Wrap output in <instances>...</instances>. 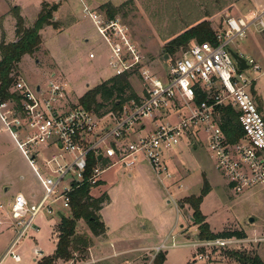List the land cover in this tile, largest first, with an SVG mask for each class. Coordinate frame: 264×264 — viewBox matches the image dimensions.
<instances>
[{
  "label": "rangeland",
  "instance_id": "rangeland-1",
  "mask_svg": "<svg viewBox=\"0 0 264 264\" xmlns=\"http://www.w3.org/2000/svg\"><path fill=\"white\" fill-rule=\"evenodd\" d=\"M53 1L0 0V11L10 9L8 12H0V43H10L17 39V20L13 14L12 2L24 8L26 16H22V11L18 9L27 28L36 22L43 3H60L57 11L59 20H55L58 28L45 27L40 32L42 44L39 51L24 57L15 75L32 89L40 85L43 90H47L53 80L65 83L68 93L66 102L70 106L78 105L79 98L90 89L115 77V72L111 71L109 66L113 57L111 48L89 14L85 12L84 6L98 17L100 26L105 28V35L113 44L123 46L121 39L113 35L112 28L106 24L115 22L117 27L123 29L130 44L143 57L142 65L163 79L171 63L197 42L192 40L187 46H182L171 54L167 47L173 40L203 21H209L213 31L222 29L231 17H244L250 22L255 4H264V0ZM73 22L75 24L72 25ZM231 50L253 57L262 67L261 71L250 70L248 74L251 78H256L251 92L264 115V32H259L255 26H251L243 37L235 39ZM89 54H94L95 58L90 59ZM127 57L129 60V55ZM129 73L132 92L142 98L146 84L141 72L134 69ZM130 94L131 91L126 92L125 97ZM109 106L107 104V111L110 110ZM218 118L221 120L220 115ZM195 144L196 150L193 148ZM39 152L41 161L50 160L52 155L56 154L64 156L62 162H71L70 156L55 147H39ZM41 161L39 165L46 167L43 174L57 179V175ZM166 163L175 179L174 183L167 180L164 186L148 185L144 176L137 173L130 179L124 175L127 173L119 168L110 169L104 174L107 187H96L95 194L110 188L111 204L102 213L110 233L116 235L122 232V238L129 247L136 249L140 244H146L150 238L156 239L151 241L152 244L157 240L162 243L166 233L170 234L174 230L171 236H176L175 242L186 245L163 252L166 255L165 264H242L231 258L230 254L235 252L251 257L259 256L264 261V184L237 194L229 181L216 169L205 142L200 139L193 138L190 145L181 144L167 156ZM52 167L56 168V163H52ZM147 175L151 177L148 171ZM204 177L208 180L211 190L204 198L200 210L213 232L245 233L246 238L238 245L199 246L208 241L199 240L198 227L192 220L193 210L188 205L181 207V202L186 197L201 194ZM7 187L9 191L5 194ZM19 190H25L26 194L30 195L31 203L37 204L43 196V189L34 171L0 120V204L6 205ZM61 204L59 202L54 207L60 206L65 216L69 217L71 212ZM2 213L0 210V221L4 222ZM250 219L254 221L251 223ZM36 223L40 231L23 239L16 248L21 261L17 263L10 256L1 264H39L41 255L37 253L38 250L43 251L45 256L54 254L61 232L59 216L48 215L45 208ZM77 234L91 235L85 221L78 223ZM14 236V229L9 223L0 225V258ZM91 237L93 247L87 254H78L74 260L58 261L54 264H117L120 260L144 261L147 255L143 252L129 253L120 260L105 261L106 257L114 253L115 247L112 248L108 238L104 239V236ZM198 253L208 256V259L199 261Z\"/></svg>",
  "mask_w": 264,
  "mask_h": 264
},
{
  "label": "built area",
  "instance_id": "built-area-1",
  "mask_svg": "<svg viewBox=\"0 0 264 264\" xmlns=\"http://www.w3.org/2000/svg\"><path fill=\"white\" fill-rule=\"evenodd\" d=\"M84 10L111 48V71L119 76L139 69L146 91L139 102L127 103L121 112L97 114L79 104H67L64 83L53 80L47 90L39 85L38 91V86L32 89L17 77L11 92L19 96L20 103L14 100L0 102V120L34 171L43 196L35 204L19 193L6 205L0 204L5 219L0 225L9 223L15 233L0 264L10 256L17 263L21 261L16 248L23 239L40 231L36 220L43 209L46 208L48 215L65 214L60 206L54 207L61 202L70 212V195L83 184L90 156L98 161L87 179L93 187L110 169L119 168L131 173L141 164H146L164 186L167 180L175 179L166 163L167 156L183 143L190 145L195 138L205 142L216 169L237 194L264 184V115L251 92L256 78L248 74L250 70L259 72L262 67L253 57L237 53L248 66L241 70L231 55L235 39L243 37L251 26L264 32V6L255 8L250 22L244 17L229 18L222 29L214 31L215 42L192 44L171 63L163 79L142 65L143 57L115 22L107 26L121 39L123 46L113 44L98 17L90 13L87 6ZM89 57L94 59L95 55ZM198 97L203 98L200 103ZM228 107L239 114V127L243 133L234 144L228 142L218 118L219 109ZM148 126L150 131L146 132ZM39 147H55L70 156L71 162H62L64 156L56 154L50 160L41 161ZM40 161L49 166L57 179L41 172ZM52 163H56V168ZM173 237L171 243L169 239L153 249L135 251L147 254L144 261L120 260L129 254L126 252H114L104 260L118 259L117 264H154L159 254L186 245L177 244ZM242 241L223 238L199 246L230 247ZM206 259L208 256L198 253L199 261Z\"/></svg>",
  "mask_w": 264,
  "mask_h": 264
},
{
  "label": "trees",
  "instance_id": "trees-1",
  "mask_svg": "<svg viewBox=\"0 0 264 264\" xmlns=\"http://www.w3.org/2000/svg\"><path fill=\"white\" fill-rule=\"evenodd\" d=\"M60 3L48 4L43 3L38 18L32 27H25V21L19 14L18 8H13V14L17 20L16 36L13 42L0 43V102L14 100L20 103V98L16 93H12L11 89L17 79L15 72L24 56H32L42 44L40 32L45 27L58 28V23L54 20L55 13L59 10ZM196 40L199 43L215 42V33L209 21H203L197 26L189 29L187 32L173 40L168 45V51L174 54L180 47L187 46L190 41ZM19 77V76H18ZM131 73L126 72L122 75L115 76L102 84L90 89L79 99V105L88 111L102 114L106 110L107 104L110 106L109 111L121 112L123 107L131 101L139 102V98L132 92V86L129 81ZM131 94L125 97L126 92ZM101 100V101H100ZM202 97L197 98L200 103ZM260 109L261 106L259 105ZM221 126L225 132L227 140L230 144L238 142L243 133L239 127V114L233 108H220ZM97 159L90 156V161L85 172V179L81 186L74 189L70 195V212L69 217L61 219V232L57 242L56 250L51 256H43L39 264H54L58 261L74 260L76 255L84 256L93 247V239L102 237L107 232V227L102 220L101 210L104 205L110 201L106 194L99 198L91 196V190L96 187L87 183V179L91 176ZM211 186L204 177L203 190L199 196H189L183 199L181 207L188 205L193 210L192 220L198 227L200 241H212L226 238H246L242 231H228L222 233L212 232L206 217L202 214L200 208L204 198L210 193ZM60 218V217H59ZM80 221H85L88 225L91 235H78L77 228ZM231 258L242 264H264L259 256L251 257L242 253H231ZM166 255L161 253L156 258L154 264H164Z\"/></svg>",
  "mask_w": 264,
  "mask_h": 264
},
{
  "label": "crops",
  "instance_id": "crops-1",
  "mask_svg": "<svg viewBox=\"0 0 264 264\" xmlns=\"http://www.w3.org/2000/svg\"><path fill=\"white\" fill-rule=\"evenodd\" d=\"M58 2V0H54L53 2ZM15 2V1H14ZM50 2V1H49ZM48 2V3H49ZM51 3V2H50ZM12 8H19L21 11H22V16H26L25 15V10H24V8L22 7V5H19V4H13V2H12ZM264 6V4H255V7L256 8H258V9H260L261 7H263ZM41 8H42V5H41ZM6 12H8V11H10V9H7V10H5ZM5 11H3V10H1L0 12H5ZM41 11V10H40ZM59 14H58V12L56 13V17L54 18V20H59ZM93 21V20H92ZM93 23H94V21H93ZM73 24H75L74 22L72 23V25ZM95 24V23H94ZM106 25H108V24H106ZM96 26V25H95ZM13 41H15V40H13ZM13 41H10V42H13ZM90 55V54H89ZM29 55H27V57H28ZM25 58H26V56H24ZM90 58V57H89ZM1 59V58H0ZM59 64V63H58ZM60 65V64H59ZM53 76H55V74H53ZM65 84V83H64ZM88 87L90 86V84H88L87 85ZM65 87H66V84H65ZM89 90V89H88ZM87 90V91H88ZM82 97V96H81ZM80 97V98H81ZM79 98V99H80ZM172 117H174V116H172ZM172 120H175V118H173ZM148 131H150V126H148L147 127V130H146V132H148ZM183 144H185V143H183ZM193 148L196 150L197 149V145L195 144V145H193ZM45 167L43 166V164H40V169H41V172L43 173V171H45V169H44ZM109 171V170H108ZM147 171L149 172V174H151L150 176L151 177H149V175H147ZM107 172V171H106ZM105 172V173H106ZM104 173V174H105ZM134 173H137V175H141V176H144V178H145V181L147 182V184L148 185H153V184H159V182L157 181V179H156V177L154 176V174L152 173V171L149 169V167L146 165V164H141V165H139L137 168H135L133 171H131V173H127V174H124L125 176H128V178H130V179H132L133 178V175H135ZM104 174H103V176H104ZM102 176V180H101V183L102 184H104V185H100L99 187H102L103 189H105L107 186H105V184H106V180L104 179V177ZM181 176V175H180ZM180 178V177H179ZM183 181V180H182ZM182 186V185H181ZM180 186V187H181ZM99 187H97V188H99ZM97 188H93L92 190H91V196H93V197H95V198H99L100 196H102L103 194H106L108 197H109V199H110V201L108 202V203H106L105 205H104V207H103V209L101 210V217H102V220H103V216H102V213L104 212V210H105V208L106 207H108V206H110V204H111V198H110V195H109V191H110V188L109 189H107L108 191H105V190H103V191H100L98 194H95V191H97ZM9 191V187H7L5 190H4V192H5V194L7 193ZM19 193H21V194H23L30 202H31V197H30V195H28V194H26V192H25V190H19L16 194H14L12 197H11V199L15 196V195H17V194H19ZM183 198H185V196L183 197ZM65 215V214H64ZM60 219V218H59ZM61 220V219H60ZM104 221V220H103ZM105 223V222H104ZM105 225H106V223H105ZM106 227H107V232H106V234L104 235V239H107V241L109 242V244L112 246V248L113 247H115V248H113V252H116V253H118V252H126V253H134L135 251H137V250H140V249H153V248H155V247H157L158 245H160V244H162L165 240H169L171 237H173V236H171V235H173V232H174V230H172L171 232L172 233H170V234H168V233H166V235H165V237H164V239L162 240V243H159L161 240H157V242H155L154 244H152V242L155 240L156 241V239L155 238H153L152 240H150V239H148L147 240V243L146 244H140V247H138V248H136V249H133V248H130L129 247V245L127 244V242L122 238L123 237V234H121V233H119V234H116V235H114V234H111L110 233V228L106 225ZM161 231H162V229H161ZM213 232V231H212ZM215 233V232H214ZM217 234V233H216ZM169 236H171V237H169ZM180 236V235H179ZM103 237V236H102ZM146 237V236H145ZM144 237V238H145ZM158 237V236H157ZM168 237V238H167ZM173 238H175V241H176V236L175 237H173ZM145 240V239H144ZM150 240V241H149ZM149 241V242H148ZM152 241V242H151ZM169 241H171L172 242V239H170ZM171 242H169V243H171ZM177 242V241H176ZM181 245V244H180ZM178 248V247H177ZM7 249V248H6ZM173 249V248H172ZM6 251V250H5ZM5 251H4V253H5ZM39 251V250H38ZM38 251H37V253H38ZM111 255H113V253L111 254ZM111 255H109L108 257H110ZM43 256H45V253H44V255H42L41 256V259H42V257ZM41 259H39V262H40V260ZM114 260V259H113ZM111 262H114V261H112V260H110ZM230 261H233V260H230ZM224 262H226V261H224ZM209 263H211V262H209ZM165 264V263H164Z\"/></svg>",
  "mask_w": 264,
  "mask_h": 264
},
{
  "label": "water",
  "instance_id": "water-1",
  "mask_svg": "<svg viewBox=\"0 0 264 264\" xmlns=\"http://www.w3.org/2000/svg\"><path fill=\"white\" fill-rule=\"evenodd\" d=\"M231 55L233 56V58L235 59V61L237 62V64L239 65L240 69L241 70H245L248 68V66L246 65V61L240 56L238 55L237 53H235L234 51H231ZM37 90L39 91L40 90V87L38 86L37 87ZM60 219H62L64 217V214H62L61 212L58 213ZM254 220L253 219H250L249 222H253ZM38 253L42 256L44 255V252L43 251H38Z\"/></svg>",
  "mask_w": 264,
  "mask_h": 264
},
{
  "label": "bare ground",
  "instance_id": "bare-ground-1",
  "mask_svg": "<svg viewBox=\"0 0 264 264\" xmlns=\"http://www.w3.org/2000/svg\"><path fill=\"white\" fill-rule=\"evenodd\" d=\"M102 32V31H101Z\"/></svg>",
  "mask_w": 264,
  "mask_h": 264
}]
</instances>
